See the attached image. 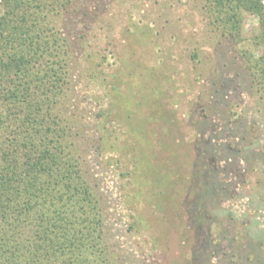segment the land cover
Instances as JSON below:
<instances>
[{
  "label": "rangeland",
  "instance_id": "obj_1",
  "mask_svg": "<svg viewBox=\"0 0 264 264\" xmlns=\"http://www.w3.org/2000/svg\"><path fill=\"white\" fill-rule=\"evenodd\" d=\"M203 5L77 0L57 20L61 107L120 264H264V97L242 54H260L259 19L245 14L236 43ZM153 149L164 164L145 171Z\"/></svg>",
  "mask_w": 264,
  "mask_h": 264
},
{
  "label": "trees",
  "instance_id": "obj_2",
  "mask_svg": "<svg viewBox=\"0 0 264 264\" xmlns=\"http://www.w3.org/2000/svg\"><path fill=\"white\" fill-rule=\"evenodd\" d=\"M76 1H0V264H120L61 107L72 53L57 20ZM203 1L209 23L236 43L245 14L258 17L260 54H242L264 97V0ZM167 143L156 151L168 152ZM156 154L143 152L145 171L164 164L151 162Z\"/></svg>",
  "mask_w": 264,
  "mask_h": 264
}]
</instances>
